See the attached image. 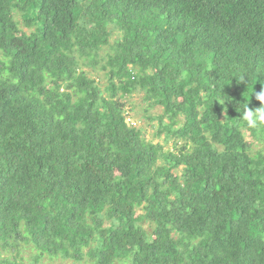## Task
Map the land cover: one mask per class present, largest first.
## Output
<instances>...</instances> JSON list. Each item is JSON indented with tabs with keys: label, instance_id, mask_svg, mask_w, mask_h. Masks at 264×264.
<instances>
[{
	"label": "trees",
	"instance_id": "1",
	"mask_svg": "<svg viewBox=\"0 0 264 264\" xmlns=\"http://www.w3.org/2000/svg\"><path fill=\"white\" fill-rule=\"evenodd\" d=\"M261 91L264 0H0V264H264Z\"/></svg>",
	"mask_w": 264,
	"mask_h": 264
},
{
	"label": "rangeland",
	"instance_id": "2",
	"mask_svg": "<svg viewBox=\"0 0 264 264\" xmlns=\"http://www.w3.org/2000/svg\"><path fill=\"white\" fill-rule=\"evenodd\" d=\"M132 103L137 107V111L139 113H136L137 115L135 116L136 119L135 121H142L140 120L141 117H145L146 114H148L149 112L150 113H154V114H158L160 112V109L159 108H154V109H151L149 110V112L145 111V109H148V106L142 101V99L140 98L139 95H135L132 97ZM145 120V119H144ZM137 121V122H138ZM144 122V121H142ZM138 125L140 126L141 125V128H143V130H145V134L148 138H153L154 137L152 136V134L150 132H148L147 129H145L144 127H148L150 131L153 130V128L151 129V127H149V124H147V121H145L142 125V123H138ZM22 264H88V262H81V263H78V262H75V261H72V260H62V259H57V258H51V257H48V256H45L44 258H41V260L39 262H36V252H33L31 249H27L26 251L23 252V255H22Z\"/></svg>",
	"mask_w": 264,
	"mask_h": 264
},
{
	"label": "clouds",
	"instance_id": "3",
	"mask_svg": "<svg viewBox=\"0 0 264 264\" xmlns=\"http://www.w3.org/2000/svg\"><path fill=\"white\" fill-rule=\"evenodd\" d=\"M256 99L261 102V107L252 110L246 104L239 119L244 121L249 128L264 124V91L256 93Z\"/></svg>",
	"mask_w": 264,
	"mask_h": 264
}]
</instances>
